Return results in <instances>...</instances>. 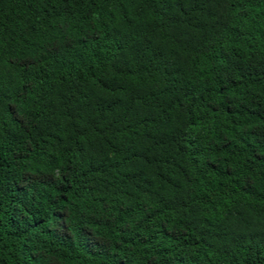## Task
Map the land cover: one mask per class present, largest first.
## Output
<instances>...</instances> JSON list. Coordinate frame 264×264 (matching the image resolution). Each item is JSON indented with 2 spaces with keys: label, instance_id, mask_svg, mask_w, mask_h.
Segmentation results:
<instances>
[{
  "label": "trees",
  "instance_id": "16d2710c",
  "mask_svg": "<svg viewBox=\"0 0 264 264\" xmlns=\"http://www.w3.org/2000/svg\"><path fill=\"white\" fill-rule=\"evenodd\" d=\"M0 264H264V0H0Z\"/></svg>",
  "mask_w": 264,
  "mask_h": 264
}]
</instances>
